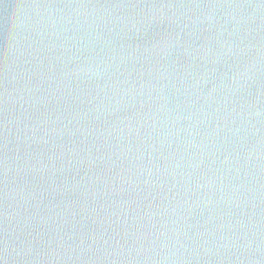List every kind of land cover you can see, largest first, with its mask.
Returning <instances> with one entry per match:
<instances>
[{
	"label": "water",
	"instance_id": "1",
	"mask_svg": "<svg viewBox=\"0 0 264 264\" xmlns=\"http://www.w3.org/2000/svg\"><path fill=\"white\" fill-rule=\"evenodd\" d=\"M0 264H264V0H0Z\"/></svg>",
	"mask_w": 264,
	"mask_h": 264
}]
</instances>
